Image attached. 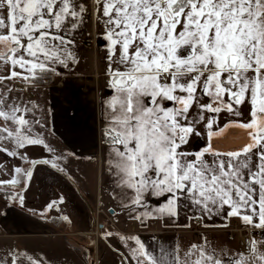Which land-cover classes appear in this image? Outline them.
Instances as JSON below:
<instances>
[{
    "label": "snow or ice",
    "instance_id": "6c2138e0",
    "mask_svg": "<svg viewBox=\"0 0 264 264\" xmlns=\"http://www.w3.org/2000/svg\"><path fill=\"white\" fill-rule=\"evenodd\" d=\"M91 5L0 0V153L21 162L10 179H0V189H11L7 198L23 205L33 176L23 162L63 171L57 163L62 157H28L30 146L53 149L35 130L42 127L34 118L38 106L15 94L16 82L24 91L58 74L57 66L77 63L76 36L86 16L95 15L104 27L112 90L105 101L106 164L126 197L121 207L141 223L175 221L191 208L198 222L226 212L225 219L236 217L260 230L240 251L214 246L206 237L183 249L163 242L151 249L139 236H120L128 247L121 264H264V0H91ZM245 104L247 119L229 120L225 127L245 129L250 142L231 151L214 148L220 114L239 118ZM201 136L207 142L192 150V138ZM25 260L44 264L43 257L27 252L0 256V264Z\"/></svg>",
    "mask_w": 264,
    "mask_h": 264
},
{
    "label": "crops",
    "instance_id": "0c3cea01",
    "mask_svg": "<svg viewBox=\"0 0 264 264\" xmlns=\"http://www.w3.org/2000/svg\"><path fill=\"white\" fill-rule=\"evenodd\" d=\"M78 45L76 42L75 50L80 49ZM82 71L76 63L68 73L57 69L54 83L26 87L24 91L19 90L20 82H16V93L26 102L31 97L32 103L38 106L34 109V118L40 120L42 127L38 125L35 130L43 133L45 143L53 149L49 152L43 146H35L37 160L62 157L57 163L63 171L50 164L29 165L33 176L23 193V205L8 199L7 191L0 189V256L13 250L27 252L34 258L43 257L44 264H100V261L115 264L128 252L120 236H139L151 249H156L160 242L169 247L179 244L183 249L189 244H201L206 237L214 246L225 250H242L239 231H245L251 238L260 230L247 226L240 229L232 222L212 226L196 219L190 226L176 227L177 219L149 218L141 223L129 217V209L121 207L126 197L107 169L108 146L103 149L105 101L112 94L108 76ZM246 109L247 104L241 108L240 120L247 119ZM231 118H224L213 131H220L227 120H236ZM245 131L238 127L234 134L243 135ZM226 137L227 134L212 138L213 147L221 146ZM206 142L207 138L191 140L198 147ZM249 142L247 135L237 142V149ZM1 164L6 166L5 161L1 160ZM12 175L0 172V179L7 180ZM53 201L58 203L49 209L47 206ZM149 201L151 205L156 204L155 198L150 197ZM96 208L109 216L106 223L101 218L98 230L94 226ZM108 232L114 235L108 237ZM132 243L128 241V245ZM24 264L28 262L25 260Z\"/></svg>",
    "mask_w": 264,
    "mask_h": 264
},
{
    "label": "rangeland",
    "instance_id": "374dc122",
    "mask_svg": "<svg viewBox=\"0 0 264 264\" xmlns=\"http://www.w3.org/2000/svg\"><path fill=\"white\" fill-rule=\"evenodd\" d=\"M88 7L89 9H91L92 5H91V0H88ZM104 32V27L101 21H99L97 19V17L95 15L91 16V17H87L85 19V22L80 30V32L77 34L76 36V42L77 44H79L78 46H80V49H77V53H78V62L76 63L79 67L81 66V69L83 70L82 72L84 73H88V72H98L100 75H102L101 77H105L106 74L105 73V69L107 67L106 65V56H107V48L105 47L106 45V41L103 40L102 34ZM75 64H71L69 67L64 68L61 66H57V69L60 73H68L70 71V68L73 67ZM102 80V79H101ZM17 96L21 95L19 93H15ZM26 101V100H24ZM205 103H207L208 101H204ZM246 106L242 105L241 108H244ZM247 111H248V107L246 109V111L244 112V115L246 113L247 116ZM225 116H222L223 118H220L219 124L222 123V121H224L227 118H231L230 116H227L225 113H221ZM225 118V119H224ZM236 118V119H240L241 117L237 118V117H232L231 119ZM229 120H227V122L225 123V125L228 123ZM218 124V125H219ZM218 125H214L218 126ZM222 126L221 129L222 131H213L216 132L217 134L214 135L212 138H219V137H224V134H227V137L225 140L222 141L221 146H214V148H217L221 151H231V150H236L238 148L237 142L241 141L242 139H244L245 137L247 138L248 132L245 131L242 134L239 135H235V130L236 128H238V126L235 125H229L228 127ZM206 139V136H201V137H193L194 141L201 139L203 140ZM107 144L104 143L103 145V149H106ZM35 146H30L27 149V155L31 160H37L38 158L36 157V153H38L37 151L34 150ZM190 148L192 150H195L197 148H199L198 146H194L193 143L190 145ZM41 155V154H40ZM1 160L2 162L5 161L6 162V166H4L2 169H0L1 173H6L8 175L13 174L12 169L14 168V166H21V162L18 159L12 158V157H8L3 153H0V164H1ZM23 167L28 168L30 167L28 162H23L22 164ZM5 191H11V189H4ZM1 201V198H0ZM16 202V201H14ZM194 210L191 208H186V209H182L180 212L179 217L177 218V226L179 227H185V225H190L193 222L192 216L194 215ZM225 215L226 212L219 215V216H212L211 218H205L203 220H201L204 224H208V225H212V226H219V225H223V224H229L232 222L233 225H235V227L237 226L240 229H245V225L243 224L242 220L236 217H231L228 219H225ZM109 216L104 213L103 211L99 210V209H95V223L96 222H100L101 218H102V222L106 223L108 222L107 218ZM179 219V220H178ZM240 220V221H239ZM106 221V222H105ZM238 222V223H237ZM111 223V222H110ZM242 235L245 234V231L241 230ZM114 233L118 234L119 232L114 228ZM247 233V232H246ZM116 250H120L119 246L116 245ZM121 259H117V261L115 262V264H121ZM100 264H102V262L100 261ZM114 264V263H113Z\"/></svg>",
    "mask_w": 264,
    "mask_h": 264
},
{
    "label": "trees",
    "instance_id": "16d2710c",
    "mask_svg": "<svg viewBox=\"0 0 264 264\" xmlns=\"http://www.w3.org/2000/svg\"><path fill=\"white\" fill-rule=\"evenodd\" d=\"M56 74H48L41 81L35 83L34 85H50L54 83ZM102 140H105V132L102 133Z\"/></svg>",
    "mask_w": 264,
    "mask_h": 264
},
{
    "label": "built area",
    "instance_id": "2783aa9c",
    "mask_svg": "<svg viewBox=\"0 0 264 264\" xmlns=\"http://www.w3.org/2000/svg\"><path fill=\"white\" fill-rule=\"evenodd\" d=\"M239 233H240V237H239L240 244L242 245L243 249H246L248 246V241L250 240V238H249L248 234L242 235L241 231H239Z\"/></svg>",
    "mask_w": 264,
    "mask_h": 264
},
{
    "label": "flooded vegetation",
    "instance_id": "af4514ba",
    "mask_svg": "<svg viewBox=\"0 0 264 264\" xmlns=\"http://www.w3.org/2000/svg\"><path fill=\"white\" fill-rule=\"evenodd\" d=\"M94 226L96 227V230H98V226H99V223L97 222V223H95L94 222ZM119 252V251H118ZM120 253V252H119Z\"/></svg>",
    "mask_w": 264,
    "mask_h": 264
},
{
    "label": "water",
    "instance_id": "95a60500",
    "mask_svg": "<svg viewBox=\"0 0 264 264\" xmlns=\"http://www.w3.org/2000/svg\"><path fill=\"white\" fill-rule=\"evenodd\" d=\"M112 214V212H110Z\"/></svg>",
    "mask_w": 264,
    "mask_h": 264
}]
</instances>
